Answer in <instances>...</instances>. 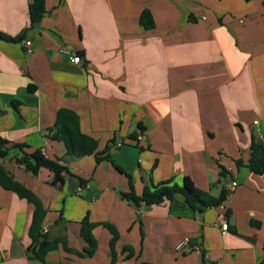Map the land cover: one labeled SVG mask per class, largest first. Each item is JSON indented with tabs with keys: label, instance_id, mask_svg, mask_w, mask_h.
<instances>
[{
	"label": "crops",
	"instance_id": "crops-1",
	"mask_svg": "<svg viewBox=\"0 0 264 264\" xmlns=\"http://www.w3.org/2000/svg\"><path fill=\"white\" fill-rule=\"evenodd\" d=\"M29 2L0 0V34L21 35L0 39V137L60 159L64 145L46 130L66 109L109 155L63 163L72 176L61 186L46 169L27 172L14 154L0 159L44 208L46 240L64 238L82 252L79 222L88 215L116 229L114 264H264V172L250 170L264 163V0H45L33 27ZM143 10L152 29L139 24ZM125 174L136 195L183 177L214 198L226 190L227 231L217 207L198 213L180 195L131 206L120 197L130 191ZM31 212L0 187V264H40L26 255ZM92 234L91 257L58 246L45 264H110V233L99 225ZM184 238L201 253L177 252Z\"/></svg>",
	"mask_w": 264,
	"mask_h": 264
},
{
	"label": "trees",
	"instance_id": "trees-1",
	"mask_svg": "<svg viewBox=\"0 0 264 264\" xmlns=\"http://www.w3.org/2000/svg\"><path fill=\"white\" fill-rule=\"evenodd\" d=\"M244 1L248 2L249 0ZM44 14L45 0H30L28 5L29 26L33 27L35 24L39 23ZM139 24L145 29H152L154 27L152 16L148 11L143 10L141 12ZM20 37L21 35L8 37L0 34V39L7 42H14ZM28 90L33 91L34 87L29 86ZM0 114H3V112L0 111ZM46 137L51 141L63 143L65 153L62 158L55 160L47 159L44 157L41 150L36 149L34 151H28L27 146L21 143H12L8 145V142L0 137V159L3 160L14 154L12 156L14 161L34 176L37 175L40 169H46L53 175L52 184L54 186H61L65 176H72V173L63 163L89 155L94 156L96 163L108 161L109 159L107 150L101 153L96 152L97 142L81 132L77 115L70 110L63 109L56 113L54 124L46 130ZM131 138H134V136L131 135ZM114 167L120 172L117 166L114 165ZM219 168L220 176L225 177V170L222 167ZM250 170L256 174H262L264 172V163L251 165ZM125 175L129 179L130 191L128 193H121L120 197L135 208L141 205L145 208H149L164 202H172L176 195H180L183 198V205L189 207L193 211L201 213L208 208L217 207L226 200L227 196L226 190L223 189L219 196L214 198L207 192L196 189L191 180L187 177H183L180 184L173 180L151 184L149 187H144L140 195H136L133 191L130 176L128 174ZM78 180L81 185L84 184L83 179L78 178ZM0 187L3 190L14 193L19 199L24 200L32 207L30 222L27 229L30 244L26 249V255L29 259L36 260L40 264H45L46 254L55 250L58 246H61L65 252L72 253L78 257H91L97 250V241L92 231L96 226L100 225L111 235L108 246L111 256L110 264H114V248L115 242L118 239V234L112 225L107 223H93L89 220L88 215H85L79 222V236L86 245L82 252L74 251L67 247L64 238H56L52 241L46 240V234L42 233V222L45 210L40 201L24 185L9 176L1 165Z\"/></svg>",
	"mask_w": 264,
	"mask_h": 264
},
{
	"label": "built area",
	"instance_id": "built-area-1",
	"mask_svg": "<svg viewBox=\"0 0 264 264\" xmlns=\"http://www.w3.org/2000/svg\"><path fill=\"white\" fill-rule=\"evenodd\" d=\"M30 42H26V45L29 46ZM69 61L72 64H78L80 62V57L78 55H70L69 56ZM136 141H141L142 140V136L139 133L138 136L135 139ZM120 145V144H119ZM232 186H235L236 183L232 182L231 183ZM78 192H81L80 189H78ZM227 202H228V197H226V200L222 203H220L217 206L218 209V214L216 217V223L217 225H219L221 233H225L227 231V227H228V222H227V214H228V210H227ZM42 233L46 234L47 233V227H42ZM189 238H184L182 239L175 247L177 252L186 254L189 253L190 251H194L196 253H201V248L199 245L194 244V245H190L189 243Z\"/></svg>",
	"mask_w": 264,
	"mask_h": 264
}]
</instances>
